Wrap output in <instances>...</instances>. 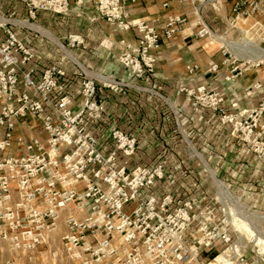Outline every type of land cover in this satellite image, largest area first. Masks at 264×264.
I'll list each match as a JSON object with an SVG mask.
<instances>
[{
	"label": "built area",
	"instance_id": "obj_1",
	"mask_svg": "<svg viewBox=\"0 0 264 264\" xmlns=\"http://www.w3.org/2000/svg\"><path fill=\"white\" fill-rule=\"evenodd\" d=\"M91 1L96 11L91 16L80 8L82 0H29L26 5L31 15L36 10L74 12L90 20L105 19L119 29L135 28L140 36L134 41L122 40L118 55V62L135 78L152 75L155 58L150 50L159 47L160 35L171 36L187 24L186 17L176 14L167 15L161 25L129 19L126 0ZM204 1L214 5V0ZM242 3L234 0L233 11ZM196 24L197 36L211 33L199 15ZM0 30L4 34L0 40V127H4L0 133L1 241L14 252L36 250L54 228L61 210L88 207L84 216L69 214L65 218L69 229L61 242L74 264H209L219 254L223 258L215 264H257L245 256L246 248L232 240L225 228L228 216L219 196V206L211 202L196 206L190 199L172 205L170 194L159 199L144 194L156 179L163 178V166L128 169L135 139L119 129L111 131L112 148L106 153L100 150L86 118L97 122L104 114L98 92H125L129 83L118 82L111 74L89 69L95 76L82 70L78 108L73 111L67 94L51 97L62 88L64 70L50 65L39 82H34L30 76L33 68L23 66L38 56L7 22L0 21ZM66 39L70 46L84 42L81 34H68ZM44 103L58 116L56 122L49 114L42 116L45 142L13 136L16 120L38 117ZM13 146L22 147L25 153L9 155Z\"/></svg>",
	"mask_w": 264,
	"mask_h": 264
},
{
	"label": "crops",
	"instance_id": "obj_2",
	"mask_svg": "<svg viewBox=\"0 0 264 264\" xmlns=\"http://www.w3.org/2000/svg\"><path fill=\"white\" fill-rule=\"evenodd\" d=\"M6 3L10 7L7 5L2 7L6 8L5 12L10 10V15L24 17L29 22L53 33L86 68L102 74H111L125 81L145 83L142 79L132 77L127 68L118 62L120 42L134 41L140 36L135 28L119 29L105 19L97 17L90 20L86 15L78 16L74 12L62 14L36 10L33 15H28L22 3L11 0H7ZM233 3L234 0H214V5L204 0L193 2L126 0L124 9L129 19L155 21L161 25L167 15L176 14L186 17L187 24L181 31L171 36L161 34L159 47L150 50V54L155 58L151 79L160 95L133 87H128L125 92L120 93L104 89L98 92V97L104 103L102 118L97 122H91L86 118L90 131L104 153L112 148L113 128L118 127L135 135L137 148L127 163L128 169L136 165L151 167L161 163L163 178L156 179L154 184L143 193L153 194L157 199L164 194H170L173 199L172 205L190 199L196 206L209 202L219 206L216 199L220 187H224L240 201L244 186L253 190L252 184L243 185L238 177L233 178L230 175V172H241L243 167L238 161H241V153L236 154L226 149L190 151L170 147L180 139L173 125L170 108L184 103L183 87L217 88L226 96L227 102H236L238 108L251 107L264 99V69L253 68L252 64L246 61L248 60L246 57L239 56L243 64L248 62L249 66H244L238 77L227 80L226 75L229 72L227 58L230 56V51L226 50L227 47L222 49L223 44L217 38L196 35V30L199 28L196 19L199 15L203 23L212 31L211 34L231 41L239 32L229 22ZM80 8L89 16L96 15L91 0H82ZM11 29L38 56L23 66L24 69L33 68L30 76L34 82H39L42 71L50 65H56L64 70V75L60 79L62 88L53 92L51 97L55 99L60 94H67L71 99V109L76 111L83 77L82 68L40 31L17 23L12 25ZM68 34H81L84 38L83 44L68 45L66 39ZM2 36L0 30V39ZM213 66L215 70H212ZM45 114L51 115L53 122L58 119L52 108L44 103L43 112L38 117L24 116L17 119L12 135L22 136L26 141L33 139L44 143L46 132L42 128L41 118ZM181 119L183 126L190 132L187 136L183 135L188 142L189 138L203 139L211 129L209 111L196 107L190 102L186 103V112ZM3 129L4 127H0V133ZM219 136L223 137L224 141L229 139L224 130ZM7 153L19 156L25 153V150L13 146ZM229 157L236 159L233 164L227 162L226 158ZM249 194L250 192L247 193V197L250 198ZM87 209L61 210L54 228L45 234L43 242L37 249L31 251L32 256L37 258L40 254L51 252L56 246L64 250L61 238L69 229L65 218L69 214L76 217L84 216ZM90 240L94 242L93 239Z\"/></svg>",
	"mask_w": 264,
	"mask_h": 264
},
{
	"label": "rangeland",
	"instance_id": "obj_3",
	"mask_svg": "<svg viewBox=\"0 0 264 264\" xmlns=\"http://www.w3.org/2000/svg\"><path fill=\"white\" fill-rule=\"evenodd\" d=\"M6 1L7 0H0L1 22H7L8 27L16 25L17 23L40 31L43 35L51 39L72 61L76 62L85 73L98 76L77 61L71 51H69L53 33L42 28L38 24L29 22L24 17L19 18L14 15H10V10H6L5 12L6 8L3 9L2 7L7 5ZM11 1L15 3L18 1V3H22L27 9L28 15H31L26 5L29 0ZM242 2L243 3L239 10L233 12L231 11L229 19L231 26L238 29V34L231 39L232 42L227 39H225L227 44L221 41L223 44L222 49L227 47L228 49L226 48V50L230 51V56L227 58V62L229 63V72L226 75L227 80L238 77L240 72L244 70V66H249L248 62L252 64L253 68L264 69V58L254 61L246 60L248 62H245V65L243 64V60L238 58L239 56H242L248 59V57L252 58L255 57V55L264 52V0H242ZM23 22L35 24L44 31L28 24H24ZM211 33H206L204 35H208L210 38H215L216 35L214 36ZM48 34L55 37L60 44L53 40ZM3 38L4 34L1 39ZM212 70H215L214 66ZM151 78L152 76L148 79L138 78L144 80V84L124 81L129 83L131 87L138 90L160 95L157 86ZM114 79L118 82L122 80L117 77H114ZM182 92L184 93V103L171 106L170 108L175 131L180 136L179 141L174 142L175 145H170V147L183 148L184 150L190 151H199L203 149H226L234 151L236 154L237 152L242 154L241 161L238 160L243 167L241 172H230V175H232L233 178L235 176L238 177V180L243 185L245 183H247V185L252 184L253 190L251 191L249 188L244 186L240 195L241 201L233 196L224 187L219 189L218 194L220 201L226 207L225 211L226 216H228V222L225 225V228L230 231L232 240H235L241 246L246 248L245 256H247L249 260L255 261L257 264H264V99L258 101L251 107L238 108L236 102H227L226 96L219 89L214 87H183ZM187 102H190V104L201 109H206L210 113L211 129L203 139L191 140L189 138L188 142L184 138V136H187L190 133L183 126V123H181V117L186 112ZM113 129H119L135 139V152L137 148V138L135 135L130 132H125L118 127ZM222 130H224L227 134L229 143H227L228 140L224 141V138L219 136L220 132L222 133ZM226 159L230 164H233L236 160L234 157ZM248 192H250L248 196H251V200L247 197ZM224 193L227 195L225 194L224 196ZM261 241L262 243H259ZM236 248H239V245L236 244ZM32 255L31 251L16 253L9 248L7 242L0 240V264L75 263L73 259L69 258L66 251L62 250L58 246L53 248L51 252L40 254L37 258H34Z\"/></svg>",
	"mask_w": 264,
	"mask_h": 264
},
{
	"label": "bare ground",
	"instance_id": "obj_4",
	"mask_svg": "<svg viewBox=\"0 0 264 264\" xmlns=\"http://www.w3.org/2000/svg\"><path fill=\"white\" fill-rule=\"evenodd\" d=\"M24 24H28V25H30V26H32V27H35V28H38V29H40L41 31H44V30H42L40 27H38V26H36L35 24H32V23H28V22H23ZM45 33H47V32H45ZM53 40H55L58 44H60V42L55 38V37H53L51 34H48ZM215 38H217L218 40H220V41H222L223 43H226L227 44V41L225 40V38L224 37H222V36H215ZM259 47V46H258ZM64 49V48H63ZM257 49V48H256ZM70 54V53H69ZM264 58V52L263 53H260V54H258V55H255V57H252V58H249L248 57V60L249 61H254V60H260V59H263ZM221 188V187H220ZM223 188V187H222ZM225 190V189H224ZM222 191V190H221ZM222 193V192H221ZM225 194L226 193H224V196H225ZM223 195V194H222ZM227 195V194H226ZM231 196V195H230ZM222 198V197H221ZM234 219V218H233ZM240 221V220H239ZM236 222V221H235ZM237 223H238V221H237ZM236 225V224H235ZM241 225V224H240ZM240 227H242V226H240ZM239 228V227H238ZM258 236V235H257ZM255 238H256V235H255ZM262 239V238H261ZM256 240V239H255ZM258 241V240H257ZM259 243H262V241L261 242H259ZM258 244V243H257ZM222 258H223V255L222 254H219L214 260H210V262H209V264H215L216 262H218V261H221L222 260Z\"/></svg>",
	"mask_w": 264,
	"mask_h": 264
}]
</instances>
